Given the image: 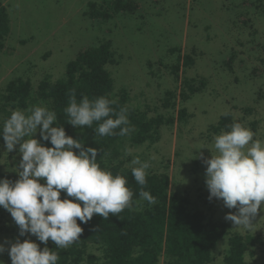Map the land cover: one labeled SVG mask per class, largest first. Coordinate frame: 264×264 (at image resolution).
<instances>
[{
	"label": "trees",
	"instance_id": "1",
	"mask_svg": "<svg viewBox=\"0 0 264 264\" xmlns=\"http://www.w3.org/2000/svg\"><path fill=\"white\" fill-rule=\"evenodd\" d=\"M228 1L227 8L231 9L230 13H234L239 18L242 13L237 15L239 13L237 0ZM106 2L119 17L134 13L138 7L135 0ZM257 2L264 7V0H257ZM98 5L96 1H90L87 4V9L91 11H86V15L90 19H96L93 24H100L103 18V13L99 14L96 10ZM92 11L94 14L91 13ZM14 14L11 0H0V49L5 47V42L11 37L13 19L17 17ZM176 14L173 11V14L165 19L163 30L168 29V25L175 22L178 17ZM179 19H181L180 16ZM255 20L264 24V8L255 14ZM151 21L147 19L145 27L150 25ZM191 24L188 29L189 33L194 34L190 36V43H193L199 35L196 23ZM245 24L247 23L241 22L238 27L244 25L243 30L247 31ZM254 26L255 24L251 22L250 28ZM138 31L132 35L137 37L134 40L135 43H132L135 51L127 52L121 47L122 45L116 43V37L110 40L104 39L87 48H80L65 69L57 74L47 72L38 77L34 76L35 78L32 74L17 77L0 88V129H2L3 121L16 109L27 110L36 105L47 107L55 111L57 115L56 124L53 127L63 126L67 135L80 140L85 149L88 147L98 149L97 161L101 167L113 174L119 173L125 176L127 186L134 194L131 208H126L117 215L110 214L106 220L98 214L86 224L77 219L83 232L80 240L68 248L56 249L55 243L51 240L45 245L31 234L20 236V229L11 214L0 207V244H4L6 249L0 258L3 264H12L8 249L17 239L21 242L30 239L41 249L48 247L50 250H56L60 257L58 264L254 263L253 237L233 231L228 223L217 217L216 210L212 206L200 201L201 195L195 197L190 191L174 190L173 180L168 173L155 167L147 169V184L143 190L149 191L156 198V203L148 204L140 198L141 186L132 176L131 160L139 157L143 161L136 152L138 149L157 143L164 128L173 127L178 119L182 123L188 122L183 102L192 96L199 95L201 90L205 89H201L202 87L196 83L198 79L196 71L198 72L201 67L196 51H191L189 48L184 52L179 49H175V52L171 49L166 50L168 43L173 42L169 41L171 39L169 34L170 39L165 37L161 45L159 38L157 40V38L149 37V32L144 34L146 38H142L140 34L142 30ZM148 38L154 42L149 48H147ZM207 45L211 47L210 44L207 43ZM250 45L252 46L251 54L255 51L260 56L261 63L257 72L261 71L264 75V44L256 48L253 41ZM142 50L145 52L141 56ZM153 50L160 51L161 54L154 57ZM137 52L141 57L139 61H135ZM153 58H159L156 65L165 67L166 73L149 72L152 76L150 79L160 80L164 75L169 76L174 84L176 82V89L173 91L164 88V92L156 99L155 110L152 111V107L148 104L149 97L142 102L137 101L136 97L132 96V90L119 87L117 77L123 60L133 64L138 62L137 64L145 68L148 65L154 67ZM133 64L129 67H133ZM191 70L195 72L194 76L189 75ZM149 86L147 83V87ZM73 90L78 101L85 95L90 99L107 96L117 101V104L113 105L117 111L120 107L127 106L129 120L131 125H134L135 131L125 137L118 135L99 137L94 131L96 124L88 128L87 126L74 127L67 123L68 117L64 109L68 106ZM150 110L153 113L151 115ZM232 123H234L233 117L225 113L212 131L218 135L221 131H227ZM116 131L118 132L119 129ZM34 138L40 140L46 147H53L50 141L42 140L39 130ZM125 148L131 149V155L124 156ZM74 151L79 153L78 149ZM21 159L19 145L14 151L8 152L3 138L0 137V179L7 178L13 182L18 180ZM11 168H14L12 172ZM40 182L44 183V181ZM64 198L66 193L62 191L61 199Z\"/></svg>",
	"mask_w": 264,
	"mask_h": 264
},
{
	"label": "rangeland",
	"instance_id": "2",
	"mask_svg": "<svg viewBox=\"0 0 264 264\" xmlns=\"http://www.w3.org/2000/svg\"><path fill=\"white\" fill-rule=\"evenodd\" d=\"M90 1H96L99 4L96 10L103 13L100 24H93L96 19L86 15V11H91L87 9ZM106 1L109 0H11L17 17L13 19L11 37L0 49V88L17 77L31 74L38 77L47 72L57 74L65 69L80 48L104 39L116 37V43L127 52L135 51L132 43L137 37L132 35L138 30H142V38H146V32H149V37L159 38L161 45L165 37L170 39L169 34V41L173 42L168 43L166 50L184 52L189 48L196 51L201 61V67L196 71V83L205 90L183 102L188 122L182 123L177 118L173 127L163 129L157 143L138 149L136 153L143 161H150L151 167L168 173L174 190L190 191L195 197L201 195L200 201L212 206L217 217L228 223L233 231L252 236L253 264H264V202L252 221L254 228H237L225 218L230 212L235 214L237 209L226 208L220 199L209 200L207 165L204 163L212 157L211 151L215 153L214 136L217 133L212 129L225 113H229L234 122L250 128L256 134L254 139L264 141V75L257 72L261 63L259 54L255 51L251 54L250 51L251 42L254 41L256 48L264 44V24L255 20V14L264 8L261 7L263 5H259L257 0H237V15L242 13L237 18L227 8L228 0H135L137 10L119 17ZM173 11L178 17L168 25V29L163 30L165 19ZM147 19L152 21L145 27ZM241 22L247 23V31L243 30L244 25L238 27ZM251 22L255 24L254 28H250ZM191 23H196L199 35L196 37L198 41L195 39L193 43H190V36L194 34L188 29ZM149 39L147 48L154 43ZM155 47L158 48L157 45ZM144 52L142 50L141 56ZM138 54H135V61L141 58ZM153 54L155 57L161 52L153 50ZM153 59L154 67L148 65L145 68L138 62L133 64L121 59L117 77L118 86L132 90L137 101L142 102L149 97L152 111L164 88L176 89V82L174 84L169 76L164 75L160 80L150 79L149 72L166 73L165 67L156 65L159 58ZM131 64L134 70L129 67ZM194 74L193 70L189 73L190 76ZM151 110L150 115L153 114Z\"/></svg>",
	"mask_w": 264,
	"mask_h": 264
},
{
	"label": "clouds",
	"instance_id": "3",
	"mask_svg": "<svg viewBox=\"0 0 264 264\" xmlns=\"http://www.w3.org/2000/svg\"><path fill=\"white\" fill-rule=\"evenodd\" d=\"M116 104L107 96L90 99L85 95L78 101L73 90L64 109L67 123L88 128L96 124L94 131L99 137L129 136L135 127L128 107L117 111L113 107ZM56 120L55 111L36 105L16 109L3 121L0 137L8 152L19 145L22 159L18 180L0 179V207L11 214L20 236L31 234L45 245L51 240L57 249L80 240L83 228L77 219L86 224L98 214L106 220L110 214L131 208L134 194L125 176L101 167L98 149H85L63 126L53 127ZM38 130L42 140L50 141L53 147L34 138ZM255 135L244 124L234 122L227 131L214 136L215 153L211 151L212 157L204 160L209 200L220 199L226 208L237 209L235 214H227L226 220L248 230L255 227L252 221L264 202V141L254 139ZM129 155L131 149L125 148L124 156ZM131 165L132 176L141 186V200L155 204L156 198L143 190L150 161L135 157ZM62 191L66 193L64 199ZM5 250L0 244V254ZM8 253L12 264H58L60 259L56 250L41 249L30 239H17Z\"/></svg>",
	"mask_w": 264,
	"mask_h": 264
}]
</instances>
